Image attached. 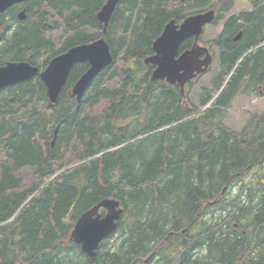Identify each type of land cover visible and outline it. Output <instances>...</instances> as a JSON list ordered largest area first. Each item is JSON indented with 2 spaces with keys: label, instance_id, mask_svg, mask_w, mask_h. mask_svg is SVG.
<instances>
[{
  "label": "trees",
  "instance_id": "trees-1",
  "mask_svg": "<svg viewBox=\"0 0 264 264\" xmlns=\"http://www.w3.org/2000/svg\"><path fill=\"white\" fill-rule=\"evenodd\" d=\"M105 1L26 0L0 14V64L42 69L101 36L113 56L79 102L70 89L86 62L52 106L38 76L0 89V264H264V113L239 132L224 124L238 96L264 85V0L240 13L233 0H119L103 31ZM206 6L214 22L228 16L211 42L220 75L185 107L187 92L151 81L143 59L169 20ZM110 197L123 213L88 256L71 229Z\"/></svg>",
  "mask_w": 264,
  "mask_h": 264
},
{
  "label": "water",
  "instance_id": "water-1",
  "mask_svg": "<svg viewBox=\"0 0 264 264\" xmlns=\"http://www.w3.org/2000/svg\"><path fill=\"white\" fill-rule=\"evenodd\" d=\"M24 1L0 0V14L13 4ZM118 2L119 0H106L96 14L97 19L103 23L104 31ZM214 16V10L208 9L190 13L179 23L171 19L164 25L160 35L152 43L153 53L144 58L145 64L154 66L150 74L151 81L165 80L171 85L178 84L181 94H184L185 83L206 71L211 64V53L206 46L199 44L198 39L204 26L212 22ZM18 18H24L23 9L19 11ZM240 35L241 32L234 37V40ZM190 37L193 38L191 47L179 52L180 45ZM112 61L110 47L104 37H100L57 54L40 73L35 66L24 60L5 62L0 65V89L23 82L38 74L47 88L48 104L52 106L57 103L71 67L75 63L86 62L87 69L70 90L76 102H79L91 81ZM101 209L104 210L103 214L100 212ZM122 211L119 200L115 198L98 201L77 217L70 232V239L80 246L83 253L93 256L100 243L116 229Z\"/></svg>",
  "mask_w": 264,
  "mask_h": 264
},
{
  "label": "rangeland",
  "instance_id": "rangeland-1",
  "mask_svg": "<svg viewBox=\"0 0 264 264\" xmlns=\"http://www.w3.org/2000/svg\"><path fill=\"white\" fill-rule=\"evenodd\" d=\"M219 0H214V4H217ZM252 2L250 0H233V4L229 13H240L241 11H248L253 8ZM208 6L197 9L192 12L204 10ZM227 13V12H226ZM228 17V16H224ZM224 17L217 19L216 22L208 23L204 26L203 31L199 38V43L205 46H211V42L217 38L219 32L222 29ZM27 18V16H26ZM7 19V18H6ZM20 21L19 19H17ZM11 23V22H10ZM213 50V59L209 69L204 72L201 76L195 78L191 84L188 86L185 107H188L189 104L192 106H198L199 96L202 93V90H209L212 87V80L217 78L220 75L219 67V51L216 47H212ZM238 63V62H237ZM227 76L224 77V84L226 83ZM223 84V85H224ZM222 85V87H223ZM220 91V90H219ZM219 91L212 93V99L216 97ZM211 99V101H212ZM211 101L206 105L210 107ZM200 109H205V107H200ZM249 113L262 114L264 113V96H238L235 101L232 103L231 107L227 109V114L224 119V124L233 131L239 132L242 127L246 124L247 117ZM238 185V184H237ZM237 186H234L230 193L235 194ZM104 212V211H103ZM119 238V232L114 234V236L109 240V244H113L116 239Z\"/></svg>",
  "mask_w": 264,
  "mask_h": 264
},
{
  "label": "flooded vegetation",
  "instance_id": "flooded-vegetation-1",
  "mask_svg": "<svg viewBox=\"0 0 264 264\" xmlns=\"http://www.w3.org/2000/svg\"><path fill=\"white\" fill-rule=\"evenodd\" d=\"M15 5H19V4H13L11 7H14ZM11 7H9V8H11ZM8 8V9H9ZM21 8V7H20ZM19 8V9H20ZM24 10V12H26V10H25V7L24 8H21L20 10ZM213 10H214V14H215V16H214V18H217L218 17V12H217V9L216 8H212ZM20 10H18V12L16 13V16H17V14L19 13V11ZM205 10H208V8H206V9H204V10H200V11H205ZM26 19V15L24 14V18L23 19H21L22 21H24ZM225 20H226V18H225ZM225 20L223 21V25H224V23H225ZM22 21H20V22H22ZM222 28H223V26H222ZM239 32H241V31H239ZM239 32H237V33H239ZM220 33V32H219ZM237 33L234 35V37L237 35ZM241 36V35H240ZM233 37V38H234ZM240 38V37H239ZM238 38V39H239ZM191 40V44H190V46H188L186 49H188V48H190L191 47V45H192V43H193V38L192 37H190V38H188L187 40ZM237 40V39H236ZM212 47H216L215 45H211V46H207V48H208V50H209V52L211 53V56H212V59H213V50H212ZM216 49H218L217 47H216ZM185 50V49H184ZM183 51V50H182ZM219 51V50H218ZM181 52V51H180ZM203 55L204 54H202L201 55V57H203ZM7 62V61H6ZM0 65H3V64H0ZM220 66V65H219ZM209 69V68H208ZM207 69V70H208ZM41 70V69H40ZM206 70V71H207ZM206 71H204V72H206ZM204 72H202V73H200V74H198L195 78H197V77H199V76H201ZM194 78V79H195ZM194 79H191V80H188L186 83H185V85H184V90H188L187 88L189 87L188 85L189 84H191L192 82H193V80ZM173 85H178V84H173ZM179 86V85H178ZM72 88V87H71ZM71 90V89H70ZM179 90H180V86H179ZM258 93H259V95L258 96H261V95H263L264 96V85L262 86V85H260L259 87H258Z\"/></svg>",
  "mask_w": 264,
  "mask_h": 264
},
{
  "label": "bare ground",
  "instance_id": "bare-ground-1",
  "mask_svg": "<svg viewBox=\"0 0 264 264\" xmlns=\"http://www.w3.org/2000/svg\"><path fill=\"white\" fill-rule=\"evenodd\" d=\"M25 1H26V0H25ZM25 1H24V3H25ZM104 3H105V2H104ZM98 11H99V10H98ZM98 11H97V12H98ZM24 14L27 16L26 12H24ZM96 14H97V13H96ZM16 18L19 19V18H18V14H17ZM96 18H97V17H96ZM19 20L22 21L21 19H19ZM41 20H43V19H41ZM253 25H254V24H253ZM107 26H108V25H107ZM106 28H107V27H106ZM103 31H104V30H103ZM105 31H106V30H105ZM237 34H238V33H237ZM253 34H254V33H253ZM101 37H103V36H101ZM157 37H158V36H157ZM157 37H156V38H157ZM99 38H100V37H99ZM97 39H98V38H97ZM104 39H105V38H104ZM95 40H96V39H95ZM93 41H94V40H93ZM91 42H92V41H91ZM44 44H45V43H44ZM263 44H264V43H263ZM243 55H244V54H243ZM243 55H242V56H243ZM51 59H52V58H51ZM14 61H15V60H14ZM143 62H144V59H143ZM248 63H249V62H248ZM31 65H33V64H31ZM47 65H48V64H47ZM47 65H46V66H47ZM33 66H35V67L38 69V72H39V73H40L41 71H43V70L46 68V66H45L44 68H42V69L40 70L36 65H33ZM35 76H38V74L34 75L33 77H35ZM80 76H81V75H80ZM33 77H31V78H33ZM38 77H39V76H38ZM31 78H30V79H31ZM30 79H28V80H30ZM40 80H41V79H40ZM150 80H151V79H150ZM25 81H27V80H25ZM41 81H42V80H41ZM42 82H43V81H42ZM75 82H76V81H75ZM44 85H45V84H44ZM45 87H46V86H45ZM46 90H47V88H46ZM103 199H104V198H103ZM101 200H102V199H101ZM122 213H123V212H122ZM71 230H72V229H71ZM100 244H101V243H100ZM20 262H22V261H20ZM17 263H18V262H17ZM24 263H26V262H24ZM26 264H27V263H26Z\"/></svg>",
  "mask_w": 264,
  "mask_h": 264
}]
</instances>
